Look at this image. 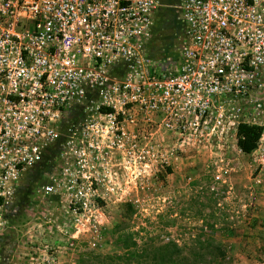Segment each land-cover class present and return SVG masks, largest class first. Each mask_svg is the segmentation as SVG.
Segmentation results:
<instances>
[{
	"label": "built area",
	"instance_id": "obj_1",
	"mask_svg": "<svg viewBox=\"0 0 264 264\" xmlns=\"http://www.w3.org/2000/svg\"><path fill=\"white\" fill-rule=\"evenodd\" d=\"M158 6L0 0V209L50 154L70 162L69 179L73 163L115 155L142 162L143 177L150 161L219 157L239 123L262 134L264 0H179V43L155 73ZM56 184L50 176L41 193Z\"/></svg>",
	"mask_w": 264,
	"mask_h": 264
},
{
	"label": "rangeland",
	"instance_id": "obj_2",
	"mask_svg": "<svg viewBox=\"0 0 264 264\" xmlns=\"http://www.w3.org/2000/svg\"><path fill=\"white\" fill-rule=\"evenodd\" d=\"M159 1L149 50L155 73L156 58L170 56L180 39L179 0ZM77 163L71 165L76 176L69 179L63 170L70 162L50 154L19 181L0 209V264H94L119 250L123 201L134 210L127 220L130 231L141 227L163 240H201L212 226L211 236L231 264H264V129L248 153L235 144L216 158L206 150L181 153L150 161L151 172L143 177L134 176L142 162L116 155ZM50 176L56 190L42 194ZM78 190L85 195L75 196Z\"/></svg>",
	"mask_w": 264,
	"mask_h": 264
},
{
	"label": "trees",
	"instance_id": "obj_3",
	"mask_svg": "<svg viewBox=\"0 0 264 264\" xmlns=\"http://www.w3.org/2000/svg\"><path fill=\"white\" fill-rule=\"evenodd\" d=\"M261 131V127L255 124H237L235 146L243 153L252 151ZM119 205L121 217L118 222L125 226L118 236L119 250L101 255L94 264H231L232 257L226 255L221 250V242L211 236L212 226L201 240L197 237L181 241L163 240L157 233H152L154 231L141 227L128 230L127 220L134 213L132 204L123 201Z\"/></svg>",
	"mask_w": 264,
	"mask_h": 264
},
{
	"label": "crops",
	"instance_id": "obj_4",
	"mask_svg": "<svg viewBox=\"0 0 264 264\" xmlns=\"http://www.w3.org/2000/svg\"><path fill=\"white\" fill-rule=\"evenodd\" d=\"M159 1V0H158ZM163 1V0H162ZM160 2V1H159ZM165 3V2H164ZM163 6H165V7H168L169 5L168 4H164ZM160 7V6H159ZM157 8V11H156V16L159 14V12H158V9H160V8ZM156 18V17H155ZM180 27V22H179V18H178V28Z\"/></svg>",
	"mask_w": 264,
	"mask_h": 264
}]
</instances>
